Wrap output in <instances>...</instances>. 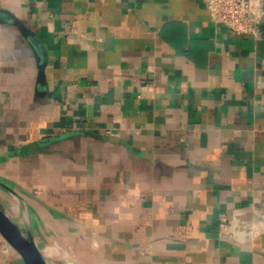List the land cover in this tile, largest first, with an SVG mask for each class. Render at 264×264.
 Instances as JSON below:
<instances>
[{
	"label": "crops",
	"instance_id": "1",
	"mask_svg": "<svg viewBox=\"0 0 264 264\" xmlns=\"http://www.w3.org/2000/svg\"><path fill=\"white\" fill-rule=\"evenodd\" d=\"M0 8L36 39L0 20V208L47 259L264 264V36L207 0Z\"/></svg>",
	"mask_w": 264,
	"mask_h": 264
},
{
	"label": "water",
	"instance_id": "2",
	"mask_svg": "<svg viewBox=\"0 0 264 264\" xmlns=\"http://www.w3.org/2000/svg\"><path fill=\"white\" fill-rule=\"evenodd\" d=\"M0 20L9 21L14 24L27 40L36 45L34 32L13 13L0 8ZM44 64V60L39 57L37 62V78L40 82L43 80ZM75 132L96 138H104L103 135L86 129H80ZM0 187L15 197H20L16 191L3 182H0ZM27 230L28 234H23L18 226L0 208V236L19 254L24 262L26 264H53L37 246L31 230L29 228Z\"/></svg>",
	"mask_w": 264,
	"mask_h": 264
},
{
	"label": "built area",
	"instance_id": "3",
	"mask_svg": "<svg viewBox=\"0 0 264 264\" xmlns=\"http://www.w3.org/2000/svg\"><path fill=\"white\" fill-rule=\"evenodd\" d=\"M260 0H207L210 18L237 34L250 33L264 36L259 26ZM224 225V224H223Z\"/></svg>",
	"mask_w": 264,
	"mask_h": 264
},
{
	"label": "rangeland",
	"instance_id": "4",
	"mask_svg": "<svg viewBox=\"0 0 264 264\" xmlns=\"http://www.w3.org/2000/svg\"><path fill=\"white\" fill-rule=\"evenodd\" d=\"M18 228L20 229V231H21L23 234H25V233H24V230H23L21 227L18 226ZM25 235H27V234H25Z\"/></svg>",
	"mask_w": 264,
	"mask_h": 264
}]
</instances>
